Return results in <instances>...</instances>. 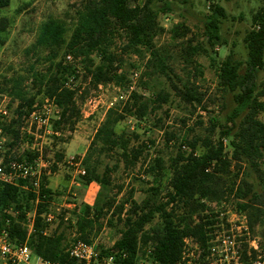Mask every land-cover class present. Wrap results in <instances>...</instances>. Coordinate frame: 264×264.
Wrapping results in <instances>:
<instances>
[{"label": "trees", "instance_id": "1", "mask_svg": "<svg viewBox=\"0 0 264 264\" xmlns=\"http://www.w3.org/2000/svg\"><path fill=\"white\" fill-rule=\"evenodd\" d=\"M11 3L12 0H0V11L10 7ZM80 5L70 36L65 22L50 18L41 25L36 42L28 50L47 54V73L34 72L33 82L39 86V93L60 109L59 118L52 122L55 132H74L81 120L77 91L68 86L69 80H78L82 73L94 88L108 84L125 86L129 78L123 69L122 56L126 54L142 59L148 56L146 75H163L171 83L175 95L183 102L204 107L206 94L192 81L190 72L186 80L177 76L156 48L155 39L165 31L158 18L160 13L169 11L168 0H81ZM225 18V9L213 2L205 26V38L209 45L214 46L220 40V23ZM7 28L8 24L2 18L0 47L7 42ZM181 28L185 32L183 35L188 33L184 27L174 28V37L180 36ZM119 34L125 40L121 55L113 50ZM244 41L248 51L245 63L236 60L231 53L217 67L218 87L231 99V112L220 123L216 118L212 119L209 136L187 142L190 149L187 154L179 152L171 158L170 193L165 201H159L158 189L152 188V196L142 203L133 200L131 193L127 200L118 205L113 214L119 216L124 229L120 238L111 248L103 250L104 253L124 252L131 261L141 249L153 246V257L159 264H174L181 256L186 237L195 238L206 249L208 226L211 223L201 216L205 211L203 201L219 199L226 192L238 201V209L248 214L252 230L260 217L264 216V170L261 166L264 161V121L260 118L264 111V103L260 100L264 97V91L259 93L257 84L258 75L264 69V8L254 15L253 29L247 33ZM201 54H207V49L202 45L193 46L189 42L184 48V62L187 67H193L195 76L202 75L201 66L195 61V57ZM67 56H71L73 62H68ZM23 80L24 77L6 78L5 87L1 90V93L17 102V107L10 112V121L0 122L4 133L13 141L20 137L23 119L36 105L35 97H29L22 88ZM153 97L145 98L133 92L123 108L116 106L107 111L83 160L88 184H96L102 189L111 184L110 168H106L103 173L99 170L101 155L119 149L121 157L129 164H136L140 160L142 149L131 148L130 138L118 134L116 127L129 117L144 120L150 112L160 109L170 100V94L165 90L154 93ZM217 128L219 138L213 141ZM167 135L168 141L174 137L173 134ZM227 138L232 147L231 157L226 155L223 141ZM13 141L9 143L10 146ZM95 155L99 157L94 159ZM28 159L33 158L29 155ZM164 167V161L158 158L155 165L148 166L145 173L155 176ZM246 169L251 170L261 183L263 189L260 193L253 189L254 184L246 178L249 175ZM241 174L244 177L240 178ZM221 182H230L231 186L222 190L219 186ZM28 186L29 182L23 180L15 185L0 182V230L7 229L16 243L27 241L36 255L45 261L76 264L67 251L69 246L66 235L61 232L63 224L53 235H43L47 229L41 218L45 205L40 204L34 224L35 231L28 234V229L23 225L25 212L31 209L30 205L38 197ZM46 187L47 181L44 180L42 194H51ZM99 195L102 197L103 193ZM101 201V198L97 199L94 208L89 205L84 207V214L77 221L79 236L76 240L93 242L91 236L95 219L106 216L115 202L109 198ZM126 206L129 208L126 209ZM91 211L96 216L94 220ZM157 216L162 220L161 228L146 231V227ZM252 254L256 256L254 250Z\"/></svg>", "mask_w": 264, "mask_h": 264}, {"label": "rangeland", "instance_id": "2", "mask_svg": "<svg viewBox=\"0 0 264 264\" xmlns=\"http://www.w3.org/2000/svg\"><path fill=\"white\" fill-rule=\"evenodd\" d=\"M168 2L169 11L160 13L158 18L160 26L165 31L155 39L156 48L163 56L165 63L174 70L177 76L186 80L188 72H190L192 81L196 83L201 92L206 94L204 107L191 106L183 102L175 95L171 83L163 75H146L148 56L145 59L133 54L122 56L124 58L123 69L127 71L129 82H131V75L134 71L140 72V77L131 92L128 90L129 82L125 86L108 84L94 88L82 73L78 80L71 78L68 86L76 89L81 109V120L76 125L74 132L66 131L54 135L48 133L45 128L38 129L24 121L18 140L13 141L7 136L6 154L9 152V159H28V156L31 155L33 158L31 160L38 161L42 172L41 189L37 194V200L33 201L30 205L31 209L25 212L23 225L27 229L33 221L35 224L37 211L40 204H43L45 205V211L41 215L43 222L46 224L44 216L48 213H52L56 217L53 224H46L45 231L51 236L63 224L61 232L65 233L66 243L70 246L79 236L77 221L79 216L84 214V207L89 205L94 208L97 199L101 198V202H103L109 198L115 201L114 207L106 216L95 219L91 238L99 250L110 248L120 238L121 231L124 229L123 223L119 221V216L113 214L118 205L127 200L131 193L133 200L142 203L152 196V188L158 189V200L165 201L170 193L171 158L179 152L187 154L190 151L187 142L209 136L212 119L216 118L220 123L231 112V99L225 96L218 87L217 67L231 53L234 54L236 60L246 62L248 51L244 39L247 33L253 29L254 15L264 8V0H168ZM213 2L219 3L225 9L226 18L222 19L220 23V40L211 46L205 38V26L210 5ZM80 4L81 0H12L10 7L0 11V20L4 18L8 24L5 33L8 38L7 42L0 47V104L7 105L10 112L17 107V102L13 101L9 95L1 93L5 87L6 78L24 77L22 88L29 97H35V106L45 105L47 99L39 93V86L34 84L33 73H47L48 64L45 62L47 54L43 51L28 50L36 42L41 25L50 18L65 22L68 27V36H70L76 22V11L81 7ZM178 27L188 29V33L183 35L185 32L181 28L180 36L174 37L172 30ZM115 42L113 50L121 55L120 50L125 43L123 35L119 34ZM189 42L193 46L202 45L207 49V54L195 57V61L201 66L202 75L195 76L193 67H187L184 62V48ZM143 84H147V86L144 87ZM257 84L259 93L263 92L264 69L258 75ZM118 89L124 91L128 98L117 99ZM162 90L170 94L167 104L150 112L144 120L138 121L129 117L116 127L118 134L130 138L131 148L142 149L140 160L136 164H129L121 157L122 153L119 149L101 155L99 170L103 173L106 168H110L111 184L106 189H102L96 184H88L85 179L86 175H81L78 170L86 171L83 163L84 157L107 111L116 106L123 108L133 92H138L145 98H151L154 93ZM260 100L264 103V97ZM260 118L264 121V111ZM53 120H51L52 129ZM167 133L174 136L170 141H168ZM218 138L219 130L217 128L212 139L216 141ZM12 141L10 146L9 143ZM199 145L201 146L202 143ZM225 145L226 155L231 157L232 147H230L229 138ZM59 156L62 158L59 159ZM97 157L99 156L95 155L94 159ZM72 158H74L73 165L70 163ZM158 158L164 161V169L155 176L146 174L145 170L148 166L155 165ZM75 163H79V165ZM261 166L264 170V161L261 162ZM247 173L249 175L246 178L254 184L253 189L260 193L263 189L261 183L251 170L246 169ZM242 177H244L243 174L240 175V178ZM44 180L47 181L46 188L51 191L49 195L42 194ZM229 183L221 182L219 186L222 187V190H226L231 186ZM238 184L239 181L236 187ZM100 192L103 193L102 197L99 195ZM215 201L221 206L218 211L212 209L210 204L208 205V202ZM203 202L205 211L201 213V216L211 224L219 222L217 217L220 212L225 214L229 208L238 209V201L228 192L219 199L204 200ZM222 202L225 203L224 206ZM128 208L126 206V209ZM246 215L248 216L247 213ZM95 217L94 211H91V218L94 220ZM121 218L124 219L125 216L122 215ZM161 226L162 220L157 216L146 227V231L151 232ZM248 227L246 260L254 259L257 256L264 258V216L260 217L253 230L250 228L249 222ZM253 240L257 242L259 249L256 256H253L252 250L247 253L249 251L248 242Z\"/></svg>", "mask_w": 264, "mask_h": 264}, {"label": "built area", "instance_id": "3", "mask_svg": "<svg viewBox=\"0 0 264 264\" xmlns=\"http://www.w3.org/2000/svg\"><path fill=\"white\" fill-rule=\"evenodd\" d=\"M209 1V0H208ZM68 62L73 61L67 56ZM140 77L139 71L131 75L128 90H134V85ZM119 100H125L128 96L124 91L118 89ZM92 102L90 101V104ZM113 105V104H112ZM60 109L53 102L46 100L42 107L35 106L34 109L23 119L26 124L35 126L38 129L45 128L48 133L59 135L51 127V120L58 119ZM10 110L7 105L0 104V122L10 121ZM52 129V130H51ZM7 135L0 126V182L15 185L20 180L29 182L27 188L38 194L41 189L40 166L37 160L29 159H6ZM224 143L227 139H223ZM74 158L70 163L74 164ZM79 165V163H75ZM79 173L86 175L84 169ZM206 201V200H205ZM218 211L221 206L218 202H208V205ZM223 206L225 203H223ZM219 222L210 224L207 232V248L203 249L201 244L193 237H186L183 241L182 253L174 264H264V258L257 256L254 259L246 260V237L249 236L248 216L246 212L229 208L225 214L217 217ZM46 224L51 225L56 221L52 213L44 216ZM34 221L30 224L28 234L33 233ZM43 235L49 236L44 231ZM249 251L258 252V244L255 240L248 242ZM114 245V244H113ZM112 245V246H113ZM111 246V247H112ZM110 247V248H111ZM69 256L76 264H159L153 257V246L141 249L135 258L129 261L130 257L124 252H106L99 250L94 242L87 243L82 240H75L68 248ZM0 264H58L41 259L28 245L27 241L14 242L7 229L0 230Z\"/></svg>", "mask_w": 264, "mask_h": 264}]
</instances>
